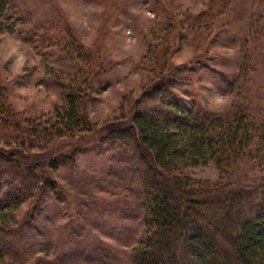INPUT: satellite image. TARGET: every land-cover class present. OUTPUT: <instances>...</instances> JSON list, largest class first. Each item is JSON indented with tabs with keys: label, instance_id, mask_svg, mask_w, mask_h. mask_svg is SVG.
<instances>
[{
	"label": "rangeland",
	"instance_id": "obj_1",
	"mask_svg": "<svg viewBox=\"0 0 264 264\" xmlns=\"http://www.w3.org/2000/svg\"><path fill=\"white\" fill-rule=\"evenodd\" d=\"M8 1L13 20L0 29V96L18 119L28 121V132L33 125L54 122L56 109L65 104L61 79L90 68L98 73L86 108L91 122L98 134L120 124L126 119L122 112L129 111L128 104L122 111L123 98L140 95L177 37L168 61L177 67V93L189 110L226 115L244 102L255 110L264 94V52L257 46L254 54L253 41H248L250 25L264 16V0H231L216 26L206 15L216 14L222 0ZM200 16L203 22L197 23ZM42 35L53 42L51 47L39 40ZM71 41L78 48L76 61L59 47ZM243 64L255 70L252 100L224 86ZM11 136V130L0 128V148L22 149L38 173L56 183L44 193L33 220L22 223L32 213L31 201L17 215L0 213L1 222L22 224L29 264H136L134 249L145 236L144 213L125 185L129 170L109 161L110 147L94 140L92 131L53 143L30 132L32 146L26 149ZM59 155H74L75 168L49 167L50 158ZM184 173L211 182L220 175L213 164ZM260 179V171L244 167L231 184Z\"/></svg>",
	"mask_w": 264,
	"mask_h": 264
},
{
	"label": "trees",
	"instance_id": "obj_2",
	"mask_svg": "<svg viewBox=\"0 0 264 264\" xmlns=\"http://www.w3.org/2000/svg\"><path fill=\"white\" fill-rule=\"evenodd\" d=\"M230 6L231 0H222L216 14L209 17L207 13L211 26L227 15ZM202 19L200 16L197 23ZM9 20H13L11 5L0 0V29ZM177 38L166 53L163 51V62L155 66L153 80L140 95L123 98L122 111L129 106L128 112H122L126 119L101 129L104 134H98L86 110L98 75L92 68L64 74L60 86L65 104L56 109L54 122L33 125L29 132L24 127L28 121L18 119L0 96V128L11 130L12 142L20 149L32 146L30 132L38 135L39 141L53 143L66 137L82 138L92 131L94 140L109 146V161L131 173L125 185L144 213L145 236L134 249L136 264H264V94L255 110L248 102L226 115L189 110L177 93V67L168 61ZM40 39L51 47V40L43 35ZM250 40L254 54L257 46L264 52V16L250 25ZM74 44L63 42L59 47L76 61L78 48ZM254 74L249 64H243L224 86L230 94L252 100ZM14 150L0 148V213L17 215L31 201L32 213L24 216V224L35 218L44 193L56 183L38 173L22 149L20 155ZM209 164L220 173L216 182L184 173ZM60 165L74 169V155L50 158L49 167ZM244 167L247 172L260 171L261 179L234 187L231 179ZM23 236L22 224L0 221V264H29Z\"/></svg>",
	"mask_w": 264,
	"mask_h": 264
}]
</instances>
